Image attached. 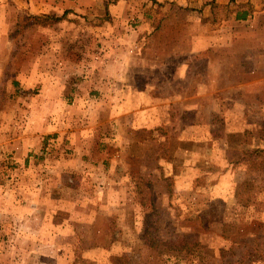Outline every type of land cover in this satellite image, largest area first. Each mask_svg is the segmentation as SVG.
Masks as SVG:
<instances>
[{
    "label": "rangeland",
    "instance_id": "374dc122",
    "mask_svg": "<svg viewBox=\"0 0 264 264\" xmlns=\"http://www.w3.org/2000/svg\"><path fill=\"white\" fill-rule=\"evenodd\" d=\"M65 3L0 5V264H264V0Z\"/></svg>",
    "mask_w": 264,
    "mask_h": 264
},
{
    "label": "trees",
    "instance_id": "16d2710c",
    "mask_svg": "<svg viewBox=\"0 0 264 264\" xmlns=\"http://www.w3.org/2000/svg\"><path fill=\"white\" fill-rule=\"evenodd\" d=\"M248 14H249L248 11H244L242 13H239L237 18L238 19H246L248 17ZM29 17H31L32 19H34L36 22H38L40 24H45L48 22L50 23L52 21H58V20L62 19V17H58L55 15H46L44 17L37 16V15H29ZM260 151H262V150L256 149V150H253L252 152L258 153ZM171 244H173L174 247L171 246ZM151 245L154 246L153 244H151ZM160 245H163V246L168 247V248H172L171 250H173L174 252H191L200 245V242L199 241L194 242V241H190L188 239L183 238V239H179L176 242L162 241Z\"/></svg>",
    "mask_w": 264,
    "mask_h": 264
},
{
    "label": "crops",
    "instance_id": "0c3cea01",
    "mask_svg": "<svg viewBox=\"0 0 264 264\" xmlns=\"http://www.w3.org/2000/svg\"><path fill=\"white\" fill-rule=\"evenodd\" d=\"M65 1L67 2L65 3L67 6V4H69V0ZM57 2L58 0H0V5L4 6L6 3H15L20 7L28 8L33 14H40L41 12H48L49 10L53 12L59 11V7L56 8ZM44 4H46V6Z\"/></svg>",
    "mask_w": 264,
    "mask_h": 264
}]
</instances>
